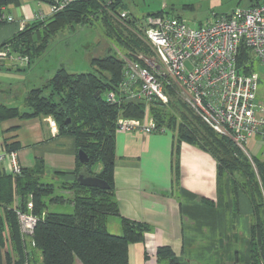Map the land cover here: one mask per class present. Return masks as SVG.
<instances>
[{
    "label": "trees",
    "instance_id": "16d2710c",
    "mask_svg": "<svg viewBox=\"0 0 264 264\" xmlns=\"http://www.w3.org/2000/svg\"><path fill=\"white\" fill-rule=\"evenodd\" d=\"M260 1L250 0L249 7ZM24 2L54 4L52 0H0V26L15 23V19L7 22L6 10ZM128 11L131 10L124 0H72L59 11L47 16L38 14L25 22L24 29L0 45V52L7 54L0 57L10 59V70L22 71L19 64L31 66L39 61L51 41L65 29L75 31L78 26L100 22L107 41L122 47L124 53L120 54L142 63L139 52H151L143 40L146 17L138 18ZM123 12L127 13L126 18H121ZM161 15L163 11L150 14ZM106 49L108 54L91 59L93 70L90 72L70 73L62 65L41 87L26 93V109L0 105V121L52 117L59 132L74 136L77 144L72 182L58 180L69 174L65 172H56L53 179H47L42 160L16 176L0 175V264H38L39 261L42 264H130L131 245L142 243L145 234L151 231L146 224L121 217L119 211L114 183L117 120L119 117L142 119L146 111L143 102L128 100L125 62L118 52L114 54L110 47ZM250 61V54L242 49L240 64L247 73L256 69L255 64L248 67ZM7 65L2 62L0 68ZM110 91L117 94L112 101L105 97ZM176 91L174 88L169 91L172 105L159 102L150 105L149 115L157 126V133L171 132L177 144L186 142L210 153L217 161L221 182L228 181L232 192L242 191L247 195L253 208L251 263L264 264V161L245 153L231 138L214 132L180 101ZM98 92L101 96L96 97ZM170 105L174 114L168 109ZM80 151L87 155L88 163L79 161ZM79 175L98 177L110 188L82 186L77 180ZM57 191L60 195H56ZM49 202L66 205L70 213L49 212ZM17 211L37 218L32 236L22 235ZM114 216L120 219L121 235L108 232L109 218ZM157 257L158 264H179L168 247L159 248Z\"/></svg>",
    "mask_w": 264,
    "mask_h": 264
},
{
    "label": "crops",
    "instance_id": "0c3cea01",
    "mask_svg": "<svg viewBox=\"0 0 264 264\" xmlns=\"http://www.w3.org/2000/svg\"><path fill=\"white\" fill-rule=\"evenodd\" d=\"M28 3L7 8L6 14L16 22L0 26V45L21 30L20 22L51 13L49 4ZM9 61L0 57V63L8 64L0 68V105L11 106L13 99L2 98L12 95L17 80ZM61 64L58 61L49 74ZM258 141L251 140L247 149L263 160ZM115 144L114 183L120 215L151 228L142 243L131 245L130 264H158L157 252L162 247L170 248L179 264H252L251 202L242 191L232 192L228 181L221 182L217 161L210 153L186 142L177 144L168 131L152 135L117 132ZM5 150L18 153L23 169H32L42 160L47 179H53L56 172L69 173L58 180L75 179L76 138L61 134L51 117L0 121V153ZM107 229L121 235L119 217H110Z\"/></svg>",
    "mask_w": 264,
    "mask_h": 264
},
{
    "label": "built area",
    "instance_id": "2783aa9c",
    "mask_svg": "<svg viewBox=\"0 0 264 264\" xmlns=\"http://www.w3.org/2000/svg\"><path fill=\"white\" fill-rule=\"evenodd\" d=\"M51 13L63 9L72 0H52ZM123 12L121 18H126ZM7 22H14L12 16ZM21 30L25 22H20ZM144 38L155 53L139 56L142 63L124 54L128 100L143 102L150 110L153 102L169 104L166 82L175 83L188 107L214 132L231 138L245 153L251 140L262 143L264 161V0L258 5L236 9L213 23L192 28L178 17L149 16L144 21ZM246 50L254 64L248 72L240 64L241 50ZM0 52V56H6ZM127 94V93H126ZM107 100L117 97L115 91L105 94ZM52 125H57L51 117ZM157 126L146 111L142 119L119 117L117 132L151 135ZM257 146L254 145L253 148ZM22 167L16 151L0 153V175L16 176ZM32 203L28 205L31 211ZM22 235H33L37 218L17 211Z\"/></svg>",
    "mask_w": 264,
    "mask_h": 264
},
{
    "label": "rangeland",
    "instance_id": "374dc122",
    "mask_svg": "<svg viewBox=\"0 0 264 264\" xmlns=\"http://www.w3.org/2000/svg\"><path fill=\"white\" fill-rule=\"evenodd\" d=\"M127 3L129 5L128 9L138 18H142L143 15L145 16L163 11L164 15L167 17H181L187 21L192 28H198L202 24L206 25L207 23H213L217 18L228 16L236 9H244L251 6L250 0H127ZM28 4H33V6L36 5L35 2H29ZM7 11L8 9L6 13ZM143 40L144 44L148 46L146 40ZM106 47H110L114 54L118 52L119 56H121L120 53H124L122 47L117 42L107 41L100 22H94L92 25L78 26L75 31L70 28L65 29L51 41L49 49L39 61L31 66L27 64L24 65L20 73L16 70L17 73L15 76L17 80L16 84L13 86L12 95L2 98L9 101L13 99L11 106L18 107L21 110L26 109V93L32 89L31 87L39 88L47 80L52 78L55 72L53 74H49V72L55 68L58 61H61V66L65 65L70 73L90 72L93 70L90 60L95 56L105 53L108 54L109 51ZM150 51V53L139 52L138 56L145 54L151 57L154 56L155 53L152 52L151 49ZM124 56H126V54H124ZM258 71L264 75L263 66H260ZM18 79L21 81H18ZM166 86L170 98L169 104H173L169 92L170 88L176 89L180 101L183 104L185 103L182 91L175 83L167 81ZM5 95H7V93H5ZM171 105L166 107L174 114ZM144 109L145 111H149L145 106ZM150 119L153 120L152 118ZM178 120V122H180V119ZM259 147L260 146H258V148ZM56 193V195H60L58 191ZM48 210L53 213H70L68 212L70 209L67 208L66 205H56L50 202ZM38 264L42 263L39 261Z\"/></svg>",
    "mask_w": 264,
    "mask_h": 264
},
{
    "label": "water",
    "instance_id": "95a60500",
    "mask_svg": "<svg viewBox=\"0 0 264 264\" xmlns=\"http://www.w3.org/2000/svg\"><path fill=\"white\" fill-rule=\"evenodd\" d=\"M99 96H101V92H98L96 94V97H99ZM67 122H70V119H68ZM79 161L81 163H88L87 155L83 153L82 151L79 152ZM77 180L82 186H85V187L99 188L103 190H108L110 188L109 184L106 181L98 177L79 175Z\"/></svg>",
    "mask_w": 264,
    "mask_h": 264
}]
</instances>
